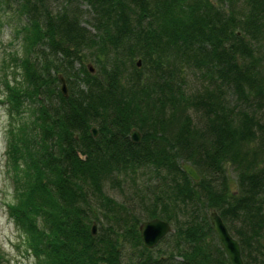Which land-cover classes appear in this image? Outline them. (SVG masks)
<instances>
[{"label":"trees","instance_id":"trees-1","mask_svg":"<svg viewBox=\"0 0 264 264\" xmlns=\"http://www.w3.org/2000/svg\"><path fill=\"white\" fill-rule=\"evenodd\" d=\"M10 6L25 22L22 81H4L8 212L35 264H230L211 211L264 264V0ZM152 218L172 231L147 248Z\"/></svg>","mask_w":264,"mask_h":264},{"label":"rangeland","instance_id":"rangeland-1","mask_svg":"<svg viewBox=\"0 0 264 264\" xmlns=\"http://www.w3.org/2000/svg\"><path fill=\"white\" fill-rule=\"evenodd\" d=\"M83 8L85 9L84 6ZM24 22L25 18L18 14L14 6L0 7V252L6 260L5 264H35L36 261L26 246L24 234L17 228L8 212V206L14 204L15 199L12 174L5 158L10 119L8 105L5 102L7 91L4 81L12 85L16 81H22L20 69L13 56L22 54L21 40L15 36V29ZM84 24L89 27L88 24ZM84 64L92 67L91 61L86 60ZM188 80L189 86L193 87L194 80ZM106 189V192L117 200L127 197L128 187H124L122 192ZM161 246L163 250L169 246V242L162 243Z\"/></svg>","mask_w":264,"mask_h":264},{"label":"water","instance_id":"water-1","mask_svg":"<svg viewBox=\"0 0 264 264\" xmlns=\"http://www.w3.org/2000/svg\"><path fill=\"white\" fill-rule=\"evenodd\" d=\"M60 81L61 91L63 94H66L64 80L60 78ZM91 133L93 136L96 135L95 127L91 128ZM129 136L132 142H139L140 140V133L136 129H132L129 132ZM181 166L189 178L195 181L199 179L197 171L190 164L183 162ZM209 220L217 240L228 258L229 263L243 264L239 244L228 231L219 215L215 211H211L209 213ZM138 230L143 245L147 248H152L172 231V227L169 222L163 219L152 218L141 222L138 226ZM92 233H95V225L92 226Z\"/></svg>","mask_w":264,"mask_h":264}]
</instances>
